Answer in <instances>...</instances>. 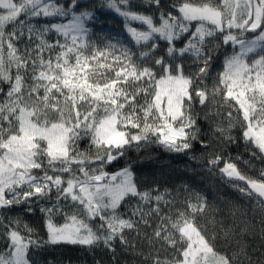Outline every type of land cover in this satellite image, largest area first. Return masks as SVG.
Instances as JSON below:
<instances>
[{
	"label": "snow or ice",
	"instance_id": "snow-or-ice-1",
	"mask_svg": "<svg viewBox=\"0 0 264 264\" xmlns=\"http://www.w3.org/2000/svg\"><path fill=\"white\" fill-rule=\"evenodd\" d=\"M148 3L160 6V0ZM106 7L146 49L139 56L119 42L103 49L94 44L87 27L94 14L81 11L78 0H0V209L24 204L31 211L33 200L54 194L55 203L41 209L48 243L112 248L116 239L127 243L125 230L149 226L155 217L153 237L177 255L171 261L157 255L152 264H252L245 247L221 253L197 226L207 204L199 194L171 215L163 210L172 204L170 193L140 191L129 168L110 174L106 167L134 144L190 149L197 138L193 104L207 107L216 96L232 109L228 127L216 131L231 140L239 126L252 155L264 159V0H179L174 12L156 16L133 11L129 0H107ZM212 41L232 52L209 89L201 83L209 75ZM161 42L166 56L155 57ZM185 58L197 64L193 75L176 62ZM84 139L89 148L81 150ZM200 143L208 149L207 141ZM207 163L243 182L238 190L264 205V170L251 178L219 154ZM128 198L138 203L125 218L120 209ZM60 201L75 211L64 212ZM59 213L62 225L53 221ZM4 220L0 264H32L29 252L40 247L33 229L24 224L22 232L20 221Z\"/></svg>",
	"mask_w": 264,
	"mask_h": 264
},
{
	"label": "trees",
	"instance_id": "trees-1",
	"mask_svg": "<svg viewBox=\"0 0 264 264\" xmlns=\"http://www.w3.org/2000/svg\"><path fill=\"white\" fill-rule=\"evenodd\" d=\"M78 2L81 11L87 10L94 14V19L88 22L87 27L90 29L92 42L99 48L103 49L109 43L119 42L118 47L127 46L138 56L141 51L146 50L132 41L124 19L106 7L107 0ZM178 2L179 0H160V6L157 8L149 4L148 0H129L133 11L153 16L160 12H174L171 6ZM49 37L52 40L56 39L55 34H49ZM180 46L182 42H177V47ZM207 47L211 50L212 56L209 74L216 71L220 73L223 70L224 58L232 52V48L225 45L217 46V41H212ZM159 56H166L164 42H161V47L156 50L155 57ZM155 57L145 62L150 65ZM176 62L184 64L186 75L194 73L189 71L188 73V67H192V70H196L197 67L190 58ZM229 111L232 109L222 103L220 96H216L207 107L194 102L192 116L196 119L194 131L197 138L191 142L190 149L183 152L169 151L154 141L141 143L139 147L134 144L108 165L106 171L113 174L129 168L140 191L159 188L161 192L170 193L166 198L171 200L172 204L163 210L171 215L177 210L184 211L185 201L188 199L196 203L193 194H199L207 204L204 212L197 214L196 224L207 234L216 250L232 255L233 252L239 253L240 247L243 246L252 264H264V205H261L254 196L239 191L238 188L243 187V184L227 181L220 175L218 168L212 169L207 163L210 155L219 154L224 160L236 163L239 171L251 178H258L259 173L264 170V159L259 155L255 157L252 155V149L242 137L239 126L231 130V140L222 137L216 131L217 127H228L225 117ZM217 112L220 114L217 115ZM233 115L236 113L233 112ZM201 140L208 142L207 150L201 146ZM79 148L81 150L89 148V141L81 140ZM92 151L94 152V149ZM53 203L54 194L50 200H33L31 211H28L29 206L24 204L13 206L11 209H0V219L7 217L8 220L20 221L22 232L24 224L33 229V239L39 241L40 247L32 248L29 252L32 264H152L157 255L160 259L169 261L177 255L167 244L153 237V230L158 223L155 217L149 222V226L141 223L138 229L125 230L127 243L122 244L116 239L112 243V248L106 247L103 242L90 247L48 243L46 215L41 209L51 207ZM137 203L138 198H128L120 212L128 218ZM60 204L64 212L75 211L69 202L60 201ZM8 220L4 222L7 223ZM53 221L57 225H62L65 223L64 214H55ZM2 231L0 229V232ZM3 246L4 238L0 236V249Z\"/></svg>",
	"mask_w": 264,
	"mask_h": 264
},
{
	"label": "rangeland",
	"instance_id": "rangeland-1",
	"mask_svg": "<svg viewBox=\"0 0 264 264\" xmlns=\"http://www.w3.org/2000/svg\"><path fill=\"white\" fill-rule=\"evenodd\" d=\"M66 22V21H65ZM196 72L197 71V67H196V70L194 69V70H192V67L191 68H189L188 67V69H187V72ZM223 71V70H222ZM222 71H220V72H222ZM185 72V71H184ZM188 72V73H189ZM194 73H192V74H194ZM218 74H219V71H216V72H210V74H209V77H207V79H206V81H203V83H201V87L204 85V84H207V86H208V88L209 89H211L212 87H213V85H214V82L217 80V78H218ZM185 75H186V72H185ZM211 99V98H210ZM114 174V173H113ZM48 239H49V237H48Z\"/></svg>",
	"mask_w": 264,
	"mask_h": 264
},
{
	"label": "water",
	"instance_id": "water-1",
	"mask_svg": "<svg viewBox=\"0 0 264 264\" xmlns=\"http://www.w3.org/2000/svg\"><path fill=\"white\" fill-rule=\"evenodd\" d=\"M238 168V167H237ZM220 173V172H219ZM221 176H223L227 181L231 182V183H234V184H243V182H233L232 180H230L227 176H224L220 173Z\"/></svg>",
	"mask_w": 264,
	"mask_h": 264
}]
</instances>
